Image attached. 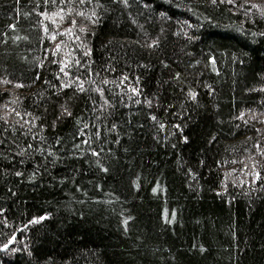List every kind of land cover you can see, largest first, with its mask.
<instances>
[{
    "label": "trees",
    "instance_id": "obj_1",
    "mask_svg": "<svg viewBox=\"0 0 264 264\" xmlns=\"http://www.w3.org/2000/svg\"><path fill=\"white\" fill-rule=\"evenodd\" d=\"M0 264H264V0H0Z\"/></svg>",
    "mask_w": 264,
    "mask_h": 264
}]
</instances>
